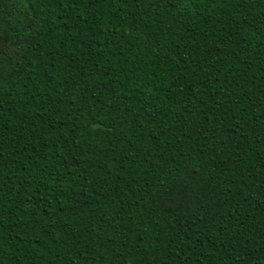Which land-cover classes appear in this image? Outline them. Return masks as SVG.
Listing matches in <instances>:
<instances>
[{"label":"trees","instance_id":"1","mask_svg":"<svg viewBox=\"0 0 264 264\" xmlns=\"http://www.w3.org/2000/svg\"><path fill=\"white\" fill-rule=\"evenodd\" d=\"M0 264H264V0H0Z\"/></svg>","mask_w":264,"mask_h":264}]
</instances>
